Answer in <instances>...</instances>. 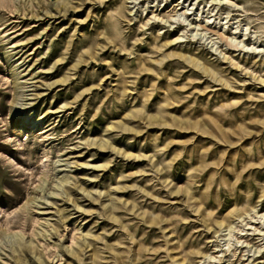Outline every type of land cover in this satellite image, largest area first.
<instances>
[{"label": "rangeland", "instance_id": "rangeland-1", "mask_svg": "<svg viewBox=\"0 0 264 264\" xmlns=\"http://www.w3.org/2000/svg\"><path fill=\"white\" fill-rule=\"evenodd\" d=\"M0 264H264V0H0Z\"/></svg>", "mask_w": 264, "mask_h": 264}]
</instances>
